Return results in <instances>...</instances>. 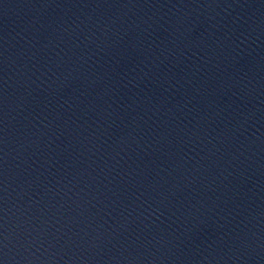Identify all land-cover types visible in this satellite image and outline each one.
I'll return each instance as SVG.
<instances>
[{"label": "water", "instance_id": "obj_1", "mask_svg": "<svg viewBox=\"0 0 264 264\" xmlns=\"http://www.w3.org/2000/svg\"><path fill=\"white\" fill-rule=\"evenodd\" d=\"M0 264H264V0H0Z\"/></svg>", "mask_w": 264, "mask_h": 264}]
</instances>
